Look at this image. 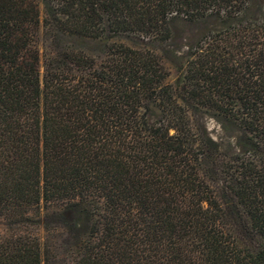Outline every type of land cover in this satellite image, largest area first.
<instances>
[{"label": "trees", "instance_id": "16d2710c", "mask_svg": "<svg viewBox=\"0 0 264 264\" xmlns=\"http://www.w3.org/2000/svg\"><path fill=\"white\" fill-rule=\"evenodd\" d=\"M255 1L0 0V264H264ZM213 19L171 85L173 24Z\"/></svg>", "mask_w": 264, "mask_h": 264}, {"label": "rangeland", "instance_id": "374dc122", "mask_svg": "<svg viewBox=\"0 0 264 264\" xmlns=\"http://www.w3.org/2000/svg\"><path fill=\"white\" fill-rule=\"evenodd\" d=\"M263 3L264 0H256L255 8ZM216 27L218 26L214 19L195 24L178 20L173 24L172 40L167 45L159 47L170 74L169 83L171 85L178 83L182 76L190 49ZM199 122L207 135L218 144L223 154L231 156L248 151L247 141L234 125L206 114L199 115ZM2 228L3 224L0 221V231Z\"/></svg>", "mask_w": 264, "mask_h": 264}]
</instances>
